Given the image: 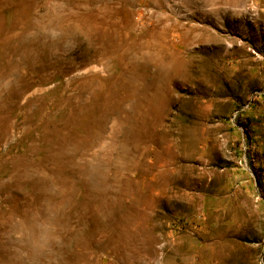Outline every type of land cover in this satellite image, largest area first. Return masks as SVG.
Instances as JSON below:
<instances>
[{
    "label": "rangeland",
    "instance_id": "374dc122",
    "mask_svg": "<svg viewBox=\"0 0 264 264\" xmlns=\"http://www.w3.org/2000/svg\"><path fill=\"white\" fill-rule=\"evenodd\" d=\"M0 264H264V0H0Z\"/></svg>",
    "mask_w": 264,
    "mask_h": 264
}]
</instances>
